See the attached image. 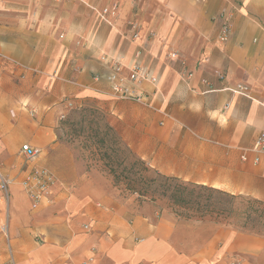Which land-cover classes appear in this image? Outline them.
Here are the masks:
<instances>
[{"label": "crops", "instance_id": "obj_1", "mask_svg": "<svg viewBox=\"0 0 264 264\" xmlns=\"http://www.w3.org/2000/svg\"><path fill=\"white\" fill-rule=\"evenodd\" d=\"M113 3L108 22L91 8ZM0 54L27 66L0 57V170L13 180L0 203V264H264V234L135 205L51 130L68 105L96 100L158 173L264 202V154L241 159L264 134V0H0ZM104 56H119L123 75L146 68L152 80L126 87L152 107L111 97ZM241 83L252 99L225 90ZM22 144L39 154L27 160ZM44 167L57 183L32 208L21 183Z\"/></svg>", "mask_w": 264, "mask_h": 264}, {"label": "rangeland", "instance_id": "obj_2", "mask_svg": "<svg viewBox=\"0 0 264 264\" xmlns=\"http://www.w3.org/2000/svg\"><path fill=\"white\" fill-rule=\"evenodd\" d=\"M0 57L3 59L8 58L2 54H0ZM18 67L22 68L20 66ZM26 67L22 69H26ZM8 114L11 116L10 110ZM109 126V117L105 109L102 108L96 100L87 99L82 100L80 104L73 103L68 105L66 110L60 114L51 130H53V134L58 142L60 141L72 146L78 161L82 162L87 168L98 171L104 178L109 180L112 189L115 190L120 197L132 198L135 205H149L159 211L165 210L179 220L215 222L217 224L231 225L243 231L250 229L264 234V224L254 217L253 208L257 205H253L252 202L247 199H236L233 202L236 207V213L229 214V216L224 214L216 215L215 213L203 215L192 209H178L177 206L171 204L169 200L157 197L156 194H154L155 196L152 199L150 196L141 197L131 190H128L124 181H115L113 175L109 172V168H117V163L108 162V160L103 157L105 153L113 155L111 153L113 147L111 144L112 131L109 129ZM13 136L14 132L12 130L8 139L12 140ZM99 138H104L103 144L98 143L97 140ZM124 164L125 163H123V165ZM152 170L155 169L152 168ZM150 174L152 175L154 172L152 171ZM247 213L250 215V218L254 220H246L245 216Z\"/></svg>", "mask_w": 264, "mask_h": 264}, {"label": "built area", "instance_id": "obj_3", "mask_svg": "<svg viewBox=\"0 0 264 264\" xmlns=\"http://www.w3.org/2000/svg\"><path fill=\"white\" fill-rule=\"evenodd\" d=\"M91 8L96 12L99 19L105 22H108L109 16L115 15L118 10V6L115 3L102 7L101 9L93 6H91ZM229 17H230V13L226 9L220 11V13L218 14V19L221 22L220 32H219L220 34L219 40L221 42H225V40H227L230 35ZM136 26L137 25L135 22L130 23L131 29L134 28L133 36L135 37L137 35V30H135ZM103 58L107 59V56H104ZM168 58L170 60H179V55L175 51H171L168 53ZM6 59L22 68H25L23 65H21L19 62L15 61L14 59H9V58ZM107 62H108L109 71L106 74L105 79L106 82L109 83L110 85L111 97L114 98L115 100L120 99V100H129L133 102L135 101L141 103L146 107L149 108L152 107V104L147 95H145L144 93L133 94L126 87L127 84L126 82L138 84L144 81L152 80L146 68L138 65L137 63H134L133 65L130 66L129 73L127 75H123L122 61L119 56L109 57V59H107ZM181 64H183V62H181ZM181 75L183 81L188 82V80L192 77V72L188 71L186 68H183L181 71ZM225 90H228L233 95L245 96L249 99H252V95L250 94L249 87L243 83L228 86L225 88ZM254 141L255 142L253 143L252 146L248 148H243L241 154L242 160L247 159L246 154L248 152L254 154H264V134H259ZM20 147H21V152L23 153V155L27 160L34 159L40 152V149L30 146L29 144H22ZM12 183L13 180L4 176L0 170V193H1L0 203L6 205L8 204V200H9L8 188ZM56 183H57L56 176H54V174L49 169L44 167L41 169H33L32 171H30L29 174L26 176V179L22 181L21 186L23 191L30 198L31 207L36 208L38 204L43 199H45V197H49L52 194V188ZM1 214H2V210L0 209V215ZM0 231L5 237V239L8 240L9 243L8 228L5 221H0ZM6 264H15V261L12 256L10 257L9 261ZM222 264H242V262L236 256L230 255V257H228L226 261Z\"/></svg>", "mask_w": 264, "mask_h": 264}, {"label": "trees", "instance_id": "obj_4", "mask_svg": "<svg viewBox=\"0 0 264 264\" xmlns=\"http://www.w3.org/2000/svg\"><path fill=\"white\" fill-rule=\"evenodd\" d=\"M112 131L111 144L113 145L111 153L103 154L104 159L108 162H116L117 168H109V172L113 175L115 181H124L128 190L138 194L141 197L150 196L151 199L156 194L157 197L166 198L171 204L177 206L178 209H192L201 214L227 215L236 213L234 201L236 199H247L256 204L253 212L260 222L264 224V202L257 201L249 196H238L228 194L216 188H209L201 184L190 182H182L175 176H165L158 173L143 160L135 155L130 148L123 142L118 133L109 126ZM99 144L104 143V138H99ZM123 163H125L123 165ZM120 168V169H118ZM154 174H150L151 172ZM246 197V198H245ZM246 220H251L247 213ZM254 220V219H253ZM249 232L263 234L254 230Z\"/></svg>", "mask_w": 264, "mask_h": 264}]
</instances>
